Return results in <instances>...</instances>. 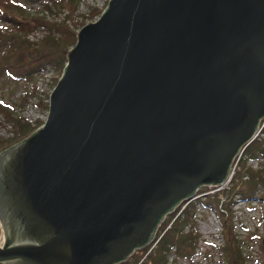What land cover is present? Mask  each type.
Returning <instances> with one entry per match:
<instances>
[{
    "label": "water",
    "instance_id": "95a60500",
    "mask_svg": "<svg viewBox=\"0 0 264 264\" xmlns=\"http://www.w3.org/2000/svg\"><path fill=\"white\" fill-rule=\"evenodd\" d=\"M262 119L264 0H111L45 125L0 153V264L127 261Z\"/></svg>",
    "mask_w": 264,
    "mask_h": 264
},
{
    "label": "trees",
    "instance_id": "16d2710c",
    "mask_svg": "<svg viewBox=\"0 0 264 264\" xmlns=\"http://www.w3.org/2000/svg\"><path fill=\"white\" fill-rule=\"evenodd\" d=\"M39 1L41 0H0V76L8 77L17 83L33 82L36 75L49 67H52L57 75L63 76L68 67L69 54L78 40L79 29H72L67 24L72 12L63 22H51L42 13L53 10L49 5L51 0L44 1L45 10L33 12L29 8L31 3ZM55 2L68 6L67 3H73V0ZM35 32H42L44 35L32 41L30 35ZM14 110L11 105L0 99V114L5 118V122L13 126L15 133L12 139H0V153L35 133L36 128L30 123L22 122ZM244 154L240 170L229 185L212 195H206L205 201L198 198V202L215 209L222 222L226 237L223 251L229 264H245L242 243L233 222V206L237 199L247 204L255 201L264 204V168L254 170L249 165L251 160L264 159V137L253 141ZM195 197L181 203L174 214L170 215V219L161 225L157 234V238L162 235L161 239L148 255H145L147 250L137 249L128 263L168 264V256L173 249L176 250L174 255L177 257L191 259L201 238L194 222L197 205Z\"/></svg>",
    "mask_w": 264,
    "mask_h": 264
},
{
    "label": "rangeland",
    "instance_id": "374dc122",
    "mask_svg": "<svg viewBox=\"0 0 264 264\" xmlns=\"http://www.w3.org/2000/svg\"><path fill=\"white\" fill-rule=\"evenodd\" d=\"M44 1L31 3L29 8L33 12L45 10L43 7ZM110 1L73 0V3H67L68 6H62L57 4L55 0H51L49 5L53 10L43 11L42 13L48 17L49 21L60 23L67 20V16L72 12L71 19L67 21V24L72 29L78 28L80 31L86 25L95 23L99 19L107 9ZM43 35L44 33L42 32H35L30 35V39L35 41ZM61 78L62 76L57 75L52 67L36 75L35 80L30 83L25 81L17 83L8 77L0 76V99L11 105L15 109V115L21 118L22 122L30 123L36 128L34 131L36 132L45 125L48 119L50 97ZM259 131L258 139H261L264 137V120L260 125ZM14 134L13 126L5 122V118L0 114V139H12ZM245 151H243L241 161L245 157ZM241 161L235 174L240 170ZM249 165L254 170L264 168V159L251 160ZM206 188L202 187L196 194L197 205L194 222L195 228L201 237L196 253L191 259L179 258L174 255L176 250L173 249L168 256V264H229L223 251L226 245V237L222 222L215 209L206 207L201 202H198V198L205 201L206 195H212L217 192V188H214L215 190ZM233 211L235 212L233 222L236 226V233L242 243L245 264H264V204L259 201L247 204L237 199V203L233 206ZM170 217L169 215L166 221ZM161 236L159 239H161ZM1 239L2 231L0 227V241ZM154 244L146 247L147 249H142L147 250L145 255H148L155 248ZM132 259L133 257L131 256L122 264H129L128 261Z\"/></svg>",
    "mask_w": 264,
    "mask_h": 264
},
{
    "label": "built area",
    "instance_id": "2783aa9c",
    "mask_svg": "<svg viewBox=\"0 0 264 264\" xmlns=\"http://www.w3.org/2000/svg\"><path fill=\"white\" fill-rule=\"evenodd\" d=\"M261 123H262V121H261ZM261 123H260V125H261ZM260 125H259V129H260ZM259 133H260V131L258 130L257 131V133H256V135H255V137L253 138V140L250 142V143H248L247 145H245L241 150H240V152L238 153V155L236 156V158H235V160H234V162H233V165H232V168H231V173H230V176H229V179H228V181L225 183V185H223V186H218V187H216L217 188V191H219V190H222V189H224L227 185H229L230 184V182L232 181V179H233V177L235 176V171H236V169L238 168V166H239V163H240V161H241V159H242V155H243V151H245V149L253 142V141H255L256 139H258L259 138ZM158 240V239H157ZM156 240V241H157ZM160 240V239H159ZM159 240L154 244V246L156 247V245H157V243L159 242Z\"/></svg>",
    "mask_w": 264,
    "mask_h": 264
},
{
    "label": "bare ground",
    "instance_id": "6f19581e",
    "mask_svg": "<svg viewBox=\"0 0 264 264\" xmlns=\"http://www.w3.org/2000/svg\"><path fill=\"white\" fill-rule=\"evenodd\" d=\"M3 241H2V243L4 242V239H2Z\"/></svg>",
    "mask_w": 264,
    "mask_h": 264
},
{
    "label": "clouds",
    "instance_id": "9594fccd",
    "mask_svg": "<svg viewBox=\"0 0 264 264\" xmlns=\"http://www.w3.org/2000/svg\"><path fill=\"white\" fill-rule=\"evenodd\" d=\"M264 119H262V121H263Z\"/></svg>",
    "mask_w": 264,
    "mask_h": 264
}]
</instances>
